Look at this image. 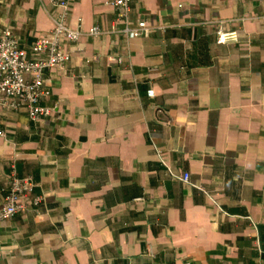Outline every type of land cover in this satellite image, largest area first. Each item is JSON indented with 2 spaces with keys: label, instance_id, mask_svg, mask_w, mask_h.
Returning <instances> with one entry per match:
<instances>
[{
  "label": "crops",
  "instance_id": "obj_1",
  "mask_svg": "<svg viewBox=\"0 0 264 264\" xmlns=\"http://www.w3.org/2000/svg\"><path fill=\"white\" fill-rule=\"evenodd\" d=\"M64 1L53 116L0 109V205L13 163L43 201L0 223V264H264V0H132L129 40L108 0ZM57 13L0 0V33L29 47Z\"/></svg>",
  "mask_w": 264,
  "mask_h": 264
},
{
  "label": "built area",
  "instance_id": "obj_2",
  "mask_svg": "<svg viewBox=\"0 0 264 264\" xmlns=\"http://www.w3.org/2000/svg\"><path fill=\"white\" fill-rule=\"evenodd\" d=\"M47 1L58 9L53 19V28L36 38L29 47L9 30L0 33V109L24 112L32 122L53 116L54 107L46 105L51 96L46 72L64 68L71 59V53L66 48L68 46L75 48L82 36L80 29H73L67 23L69 10L67 1ZM131 3L132 0L107 1L106 4L115 11L116 23L121 26L113 28L111 33L120 34L126 40L147 37L150 28L143 23L137 26L131 23ZM101 34L98 27H94L89 33L92 36ZM217 37L219 44L237 40L235 32L226 34L219 32ZM0 137H4L1 129ZM178 179L186 184L189 176L184 174ZM35 186L31 177H19L14 163L11 165L6 193L0 205V223L25 212L28 200H31L35 208L42 204L41 197L32 198ZM260 253L264 256V249Z\"/></svg>",
  "mask_w": 264,
  "mask_h": 264
}]
</instances>
